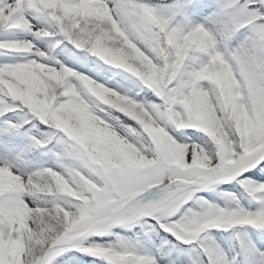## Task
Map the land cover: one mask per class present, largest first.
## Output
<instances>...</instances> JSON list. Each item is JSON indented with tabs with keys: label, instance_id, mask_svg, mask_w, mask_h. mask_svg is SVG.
Instances as JSON below:
<instances>
[{
	"label": "snow or ice",
	"instance_id": "1",
	"mask_svg": "<svg viewBox=\"0 0 264 264\" xmlns=\"http://www.w3.org/2000/svg\"><path fill=\"white\" fill-rule=\"evenodd\" d=\"M0 264H264V0H0Z\"/></svg>",
	"mask_w": 264,
	"mask_h": 264
}]
</instances>
